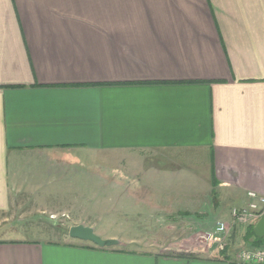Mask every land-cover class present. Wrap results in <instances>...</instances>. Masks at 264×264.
<instances>
[{
  "label": "crops",
  "instance_id": "crops-1",
  "mask_svg": "<svg viewBox=\"0 0 264 264\" xmlns=\"http://www.w3.org/2000/svg\"><path fill=\"white\" fill-rule=\"evenodd\" d=\"M99 165L120 183L187 179L195 190L142 188L174 233L140 251L0 238V264H238L257 221L232 227L227 258L194 235L264 197V0H0V214L30 213ZM217 191L223 218L178 228L177 209H221Z\"/></svg>",
  "mask_w": 264,
  "mask_h": 264
},
{
  "label": "rangeland",
  "instance_id": "rangeland-1",
  "mask_svg": "<svg viewBox=\"0 0 264 264\" xmlns=\"http://www.w3.org/2000/svg\"><path fill=\"white\" fill-rule=\"evenodd\" d=\"M112 160L110 157L105 162L111 166L113 164ZM87 172L89 173L88 177L84 175L80 178L58 179L56 186L58 193L50 198L47 195H40L44 200L38 203L37 206H33L30 213L24 215L23 212L17 209L6 214H0V238L64 241L68 229L75 222H81L85 227L92 229L94 234L101 240L117 241L120 249L149 250L148 247L151 246V243H146V240L148 238L157 239V234L153 233L154 230L165 231V234L170 236L174 233L170 228L177 225H167L172 222L165 220L167 214L162 212L159 215H153L151 210L146 209L145 202L139 201L148 196L150 198L157 197L164 187L174 189L178 186L187 189L192 187L195 190V187H189V182L185 178L153 177L147 173L143 175L139 172L141 177L133 179L122 177L121 184L119 179L116 180L112 177L111 169L101 168L100 165L99 167H90L84 173ZM144 186H148L151 191H155V196L145 195L142 190ZM127 187H129V190H127ZM221 195V192L218 191L214 195L220 204L222 203L221 209L217 212L204 207L203 209L200 207L193 210L177 209L176 212H188L187 214H181L186 217L184 219L186 225L178 226V228H192V222L203 221L205 224H210L219 218H223V215L227 214L232 204L230 202L225 203ZM182 196V194H177L179 198ZM190 196H193L195 201L197 195L188 194L185 195V198L189 199ZM119 197H121L120 201L118 200ZM174 206L180 207L181 205L176 204ZM199 209L206 213L205 217L200 218L193 215L192 212H200ZM230 220L229 217L228 221ZM208 229L206 231L201 229L202 233H199L198 229L197 236L194 235V241L199 245L208 246L211 251L215 245L210 246L202 237L206 232H209ZM188 231L189 234L196 233L193 229ZM170 248L168 247V249Z\"/></svg>",
  "mask_w": 264,
  "mask_h": 264
},
{
  "label": "built area",
  "instance_id": "built-area-1",
  "mask_svg": "<svg viewBox=\"0 0 264 264\" xmlns=\"http://www.w3.org/2000/svg\"><path fill=\"white\" fill-rule=\"evenodd\" d=\"M248 202L244 207L233 208L230 211L231 220L217 222L214 228L206 232L202 237L210 246L216 245L218 251L226 246L227 236L235 225L247 226L256 222L264 214V197L254 193H247ZM234 261L238 264H264V246L261 248L240 249Z\"/></svg>",
  "mask_w": 264,
  "mask_h": 264
},
{
  "label": "water",
  "instance_id": "water-1",
  "mask_svg": "<svg viewBox=\"0 0 264 264\" xmlns=\"http://www.w3.org/2000/svg\"><path fill=\"white\" fill-rule=\"evenodd\" d=\"M253 234L258 239L264 238V214L255 223L253 228ZM68 236L71 239L79 240L84 243H90L97 248H111L118 246V242L115 240H101L97 237L93 230L82 225L72 226L68 229Z\"/></svg>",
  "mask_w": 264,
  "mask_h": 264
},
{
  "label": "trees",
  "instance_id": "trees-1",
  "mask_svg": "<svg viewBox=\"0 0 264 264\" xmlns=\"http://www.w3.org/2000/svg\"><path fill=\"white\" fill-rule=\"evenodd\" d=\"M254 225L255 224H251V225L247 226L246 232L242 236V240L245 241V242L251 241V244L253 245V248H261V247L264 246V238L263 239H258V238H256L254 236V234H253ZM230 239H231V236L229 237L228 241H230ZM90 245L94 246L92 244H90ZM227 254H228V252H227V248L225 246V248L222 251L216 253L214 255V257H216V258H227L228 257Z\"/></svg>",
  "mask_w": 264,
  "mask_h": 264
}]
</instances>
